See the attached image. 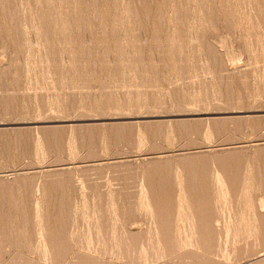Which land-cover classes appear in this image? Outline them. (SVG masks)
I'll return each mask as SVG.
<instances>
[{
    "label": "rangeland",
    "instance_id": "rangeland-1",
    "mask_svg": "<svg viewBox=\"0 0 264 264\" xmlns=\"http://www.w3.org/2000/svg\"><path fill=\"white\" fill-rule=\"evenodd\" d=\"M263 177L264 0H0V264H264Z\"/></svg>",
    "mask_w": 264,
    "mask_h": 264
},
{
    "label": "bare ground",
    "instance_id": "bare-ground-1",
    "mask_svg": "<svg viewBox=\"0 0 264 264\" xmlns=\"http://www.w3.org/2000/svg\"><path fill=\"white\" fill-rule=\"evenodd\" d=\"M213 1H215V0H213ZM133 2H134V1H133ZM232 2H233V1H232ZM30 4H31V3H30ZM62 4H63V3H62ZM62 4H60V5H62ZM118 5H119V4H118ZM179 7H180V6H179ZM197 7H198V6H197ZM52 8H53V7H52ZM74 8H75V7H74ZM93 8H94V7H93ZM106 8H107V7H106ZM102 9H103V8H102ZM217 10H218V9H217ZM72 11H73V10H72ZM111 11H112V10H111ZM163 13H164V12H163ZM120 14H121V13H120ZM176 14H177V13H176ZM215 14H216V13H215ZM247 14H248V13H247ZM61 15H62V14H61ZM126 15H127V14H126ZM199 15H200V14H199ZM12 16H13V15H12ZM137 16H138V15H137ZM46 17H47V16H46ZM204 17H205V16H204ZM255 18H256V17H255ZM41 19H42V18H41ZM169 19H170V18H169ZM205 19H206V18H205ZM58 20H59V19H58ZM163 20H164V19H163ZM186 21H187V20H186ZM202 21H203V20H202ZM114 22H115V20H114ZM6 23H7V22H6ZM93 23H94V22H93ZM29 25H30V24H29ZM40 25H41V24H40ZM201 25H202V23H201ZM33 26H34V25H33ZM65 26H66V25H65ZM39 27H40V26H39ZM23 28H24V27H23ZM32 28H33V27H32ZM6 29H7V28H6ZM59 29H60V28H59ZM214 29H215V28H214ZM28 30H29V29H28ZM45 31H46V30H45ZM91 31H92V30H91ZM38 34H39V33H38ZM38 34H37V36H38ZM97 34H98V33H97ZM178 36H179V35H178ZM200 36H201V35H200ZM97 37H98V36H97ZM21 39H22V38H21ZM196 41H197V40H196ZM36 43H37V42H36ZM91 43H92V42H91ZM120 46H121V45H120ZM246 48H247V47H246ZM36 49H37V48H36ZM106 49H107V48H106ZM73 53H74V52H73ZM252 55H253V54H252ZM90 58H91V57H90ZM29 61H30V60H29ZM117 61H118V60H117ZM30 62H31V61H30ZM41 63H42V62H41ZM103 63H104V62H103ZM133 63H134V62H133ZM131 68H132V67H131ZM32 69H33V68H32ZM30 70H31V69H30ZM45 71H46V70H45ZM28 73H29V72H28ZM101 73H102V72H101ZM110 74H111V73H110ZM112 75H113V73H112ZM54 80H55V79H54ZM151 81H152V80H151ZM256 83H257V81H256ZM262 83H263V82H262ZM126 86H127V85H126ZM132 88H133V87H132ZM97 99H98V98H97ZM106 99H107V98H106ZM148 99H149V98H148ZM154 99H155V98H154ZM70 100H71V99H70ZM103 100H104V99H103ZM58 103H59V102H58ZM69 108H70V107H69ZM122 111H123V110H122ZM72 112H73V111H72ZM132 127H133V126H132ZM166 128H167V127H166ZM111 129H112V128H111ZM115 132H116V131H115ZM136 132H137V131H136ZM205 132H206V131H205ZM77 140H78V139H77ZM36 146H37V145H36ZM162 168H163V167H162ZM147 169H148V168H147ZM161 171H162V170H161ZM258 175H259V174H258ZM241 176H242V175H241ZM219 178H220V177H219ZM219 178H218V177L212 178L211 181H210V183H209V186H208V187H211V188H210V189H212L211 191H212L214 194H216V196H215V195H213V193H212L211 196H214V197H217V198H218V199H216V201H215V199H214V200L211 199V201H215V202H216V203L214 202L215 205H216L217 203H219V205H220V204H224V205L226 204V205H228V202H229V201H227L226 198H225V201H226V202L223 201V200H224V195H225V197L227 196V195H226L227 193H225L227 190H225L226 187H224V186H226V185H224V184H223V180H222V179H219ZM263 178H264V177H263ZM64 179H65V178H64ZM205 180H206V179H205ZM228 180H229V179H228ZM260 180H261V179H260ZM62 182H63V181H62ZM191 182H192V181H191ZM231 183H232V181H231ZM233 183H234V182H233ZM236 183H237V182H236ZM246 183H247V182H246ZM248 183H249V182H248ZM199 184H200V183H199ZM226 184H227V183H226ZM237 184H238V183H237ZM34 185H35V183H34ZM203 185H204V183H203ZM245 185H246V184H245ZM61 186H62V185H61ZM64 186H65V185H64ZM234 186H235V185H234ZM227 187H228V186H227ZM236 187H237V186H236ZM236 187L234 188V191L236 190ZM238 187H239V186H238ZM238 187H237V191H235L234 193H233V191H232V194H237V193H238ZM246 187H247V186H246ZM250 187H251V186H250ZM247 188H248V187H247ZM54 189H55V188H54ZM136 189H137V188H136ZM241 189H242V188H241ZM249 189H250V188H249ZM249 189H248V190H249ZM259 189H260V188H259ZM140 190H141V189H140ZM140 190H139V191H140ZM142 190H143V189H142ZM224 190H225V192H224ZM230 190H231V189H230ZM232 190H233V189H232ZM243 190H246V189H243ZM243 190H242V191H243ZM261 190H263V189H261ZM144 191H145V190H144ZM207 191H208V190H207ZM211 191H210V192H211ZM239 191H240V189H239ZM242 191H241V192H242ZM14 192H15V191H14ZM185 192H186V191H185ZM236 192H237V193H236ZM246 192H247V191H246ZM246 192H245V193H246ZM248 192H249V191H248ZM251 192H252V190H251ZM251 192H250V193H251ZM253 192H254V191H253ZM9 193H10V192H9ZM66 193H67V192H66ZM139 193H140V192H139ZM224 193H225V194H224ZM243 193H244V192H243ZM142 194H143V193H142ZM178 194H179V193H178ZM202 194H203V193H202ZM210 194H211V193H210ZM232 194H230V195H232ZM239 194H240V192H239ZM248 194H249V193H247L246 195L249 196ZM255 194H257V193H255ZM13 195H14V194H13ZM162 195H163V194H162ZM194 195H195V194H194ZM228 195H229V192H228ZM237 195H238V194H237ZM237 195H236V196L234 195V196L237 197L238 199H237V198H230L229 200H231V199H232V200H233V199H236V200H234V202H237V200L240 199L239 202H241V204H242V200H241V199H243L242 194H240V195H238V196H237ZM243 195H244V194H243ZM250 195H251V194H250ZM253 195H254V194H253ZM41 196H42V195H41ZM140 196H141V195H140ZM240 196H241V198H240ZM251 196H252V195H251ZM251 196H250V197H251ZM254 196H255V195H254ZM254 196H253V197H254ZM200 197H201V196H200ZM214 197H212V198H214ZM221 197H223V198H221ZM227 197H228V196H227ZM232 197H233V196H232ZM244 197L246 198L245 195H244ZM250 197H249V198H250ZM253 197H252L251 199H252V201H253V200L255 201V199H253ZM256 197H257V196H256ZM144 198H145V197H144ZM190 198H191V197H190ZM204 198H205V197H204ZM220 198H221L222 200H221ZM245 198H244V199H245ZM247 198H248V197H247ZM254 198H255V197H254ZM260 198H261V199L259 200V202L256 201L257 203L255 202L254 205L252 204V203H253V202H252V203H251L252 205H251V204H250V205L253 206L252 208H254L255 206H257L259 209H261L260 211H264V197L261 196ZM141 199H142V198H141ZM148 199H149V198H148ZM244 199H243V200H244ZM251 199H250V200H251ZM257 199H259V197H258ZM11 200H12V199H11ZM142 200H143V199H142ZM246 200H248V201H246ZM108 201H109V200H108ZM175 201H176V200H175ZM185 201H186V200H185ZM211 201H210V203H209V202H208V203L206 202V204L214 205L213 202H211ZM221 201H222V202H221ZM144 202H145V201H144ZM146 202H147V203H146ZM146 202H145V204H148V201H147V200H146ZM179 202H180V201H179ZM182 202H183V201H182ZM186 202H187V201H186ZM204 202H205V201H204ZM234 202H233V203H234ZM245 202H246V203H245ZM249 202H250L249 199H245V200L243 201V204H244V203H245V204H247V203L249 204ZM34 203H35V202H34ZM66 203H67V202H66ZM174 203H175V202H174ZM7 204H8V203H7ZM51 204H52V203H51ZM74 204H75V203H74ZM177 204H178V200H177ZM177 204H176V205H177ZM186 204H187V203H186ZM230 204H231V203H230ZM230 204H229V205H230ZM236 204L240 205V203H238V202H237ZM243 204H242V205H243ZM248 204H247V205H248ZM180 205H181V203H180ZM200 205H201V204H200ZM219 205L217 204V206H219ZM247 205H246V207H247ZM250 205H249V206H250ZM56 206H57V205H56ZM98 206H99V205H98ZM139 206H140V205H139ZM147 206H148V205H147ZM185 206H186V205H185ZM197 206H199V204H198ZM222 206H223V205H222ZM235 206H237V205H235ZM251 206L249 207L248 212L246 211L247 213H251V211H252V210L250 211ZM41 207H42V206H41ZM41 207H40V209H41ZM93 207H94V206H93ZM111 207H112V206H111ZM142 207H143V206H142ZM179 207H180V206H179ZM179 207H178V209H179ZM181 207H182V205H181ZM181 207H180V208H181ZM183 207H184V206H183ZM188 207H189V206H188ZM242 207H243V206H242ZM37 208H38V207H37ZM74 208H75V207H74ZM207 208H208V207H207ZM219 208H220V207H219ZM227 208H228V207H227ZM239 208L241 209V207H239ZM252 208H251V209H252ZM258 208H254V209H258ZM5 209H6V208H5ZM71 209H73V208H71ZM85 209H86V208H85ZM144 209H145V208H144ZM183 209H184V208H183ZM189 209H190V208H189ZM216 209H217V208H216ZM243 209H246V210H247L248 208H245V205H244ZM243 209H242V210H243ZM33 210H34V209H33ZM45 210H46V209H45ZM136 210H137V209H136ZM141 210H142V209H141ZM146 210H147V209H146ZM200 210H201V209H200ZM200 210H199V211H200ZM242 210H241V211H242ZM1 211H2V210H1ZM49 211H50V210H49ZM138 211H139V210H138ZM138 211H137V212H138ZM143 211H144V210H143ZM148 211H149V210H148ZM209 211H210V210H209ZM215 211H216V210H215ZM225 211H226V210H225ZM249 211H250V212H249ZM253 211H254V210H253ZM253 211H252V212H253ZM38 212H39V211H38ZM114 212H115V211H114ZM135 212H136V211H135ZM230 212H231V211H230ZM110 213H111V212H110ZM110 213H109V214H110ZM123 213H124V212H123ZM173 213H174V212H173ZM228 213H229V212H228ZM124 214H125V213H124ZM255 214H256V213H255ZM20 215H21V214H20ZM40 215H41V214H40ZM45 215H46V214H45ZM51 215H52V214H51ZM69 215H70V214H69ZM245 215H246V213H245ZM259 215H260V214H259ZM41 216H42V215H41ZM48 216H49V215H48ZM56 216H57V215H56ZM78 216H79V215H78ZM114 216H115V215H114ZM150 216H151V215H150ZM150 216H149V217H150ZM152 216H153V215H152ZM179 216H180V215H179ZM197 216H198V215H197ZM229 216H230V215H229ZM249 216H250V214L248 215V217H249ZM19 217H20V216H19ZM67 217H68V216H67ZM75 217H77V216H75ZM94 217H95V216H94ZM207 217H208V216H207ZM210 217H211V216H210ZM215 217H216V216H215ZM242 217H243V216H242ZM4 218H5V217H4ZM95 218H96V217H95ZM115 218H116V217H115ZM115 218H114V219H115ZM185 218H186V217H185ZM213 218H214V217H213ZM219 218H220V216H219ZM227 218H228V217H227ZM245 218H246V217H245ZM260 218H261V217H260ZM6 219H7V218H6ZM35 219H36V218H35ZM47 219H48V218H47ZM79 219H80V218H79ZM117 219H118V216H117ZM117 219H116V220H117ZM122 219H123V217H122ZM243 219H244V218H243ZM243 219H242V220H243ZM253 219H254V218H253ZM126 220H127V219H126ZM145 220H146V219H145ZM221 220H222V219H221ZM246 220H247V219H246ZM67 221H68V220H67ZM100 221H101V220H100ZM110 221H111V220H110ZM113 221H114V220H113ZM120 221H121V220H120ZM123 221H124V219H123ZM148 221H149V220H148ZM260 221H261V220H259V222H260ZM262 221H263V219H262ZM115 222H116V221H115ZM125 222H126V221H125ZM205 222H206V221H205ZM210 222H211V221H210ZM217 222H218V221H217ZM236 222H237V221H236ZM243 222H244V221H243ZM6 223H7V222H6ZM17 223H18V222H17ZM31 223H32V222H31ZM246 223H247V222H246ZM10 224H11V223H10ZM10 224H9V225H10ZM37 224H38V222H37ZM50 224H51V223H50ZM64 224H65V223H64ZM233 224H234V223H233ZM251 224H252V223H251ZM257 224H258V223H257ZM116 225H117V224H116ZM148 225H149V223H148ZM247 225H248V224H247ZM15 226H16V225H15ZM46 226H48V225H46ZM240 226H241V225H240ZM248 226H249V225H248ZM251 226H252V225H251ZM61 227H62V226H61ZM204 227H205V226H204ZM229 227H230V226H229ZM257 227H258V226H257ZM48 228H49V227H48ZM91 228H92V227H91ZM106 228H108V227H106ZM227 228H228V227H227ZM3 229H4V228H3ZM10 229H11V228H10ZM12 229H13V228H12ZM20 229H21V228H20ZM76 229H77V228H76ZM254 229H255V228H254ZM16 230H17V229H16ZM56 230H57V229H56ZM80 230H81V229H80ZM98 230H99V229H98ZM174 230H175V229H174ZM190 230H191V229H190ZM263 230H264V229H263ZM263 230H262V231H263ZM25 231H26V230H25ZM60 231H61V230H60ZM84 231H85V230H84ZM91 231H92V230H91ZM96 231H97V230H96ZM123 231H124V230H123ZM252 231H253V230H252ZM257 231H258V229H257ZM259 231H260V230H259ZM259 231H258V233L260 234L262 231H261V232H259ZM45 232H46V231H45ZM103 232H104V231H103ZM106 232H107V231H106ZM177 232H178V231H177ZM237 232H238V231H237ZM241 232H242V231H241ZM241 232H240V233H241ZM248 232H249V231H248ZM263 232H264V231H263ZM263 232H262L260 238H261L262 236L264 237V233H263ZM93 233H94V232H93ZM113 233H114V232H113ZM178 233H179V232H178ZM216 233H217V232H216ZM245 233H246V231H245ZM254 233H255V232H253V234H254ZM258 233L256 232L257 235H258ZM6 234H7V233H6ZM45 234H46V233H45ZM49 234H50V233H49ZM74 234H75V233H74ZM85 234H86V233H85ZM229 234H230V233H229ZM243 234H244V232H243ZM249 234H251V233H249ZM249 234H248V235H249ZM256 234H254L253 236H257ZM40 235H41V234H40ZM63 235H64V234H63ZM82 235H83V234H82ZM157 235H158V234H157ZM221 235H222V234H221ZM226 235H227V234H226ZM248 235H245V234H244V236H246V237H247ZM3 236H4V235H3ZM67 236H68V235H67ZM144 236H145V235H144ZM222 236H223V235H222ZM237 236H238V235H237ZM241 236L243 237L242 233H241ZM249 236H250V235H249ZM251 236H252V234H251ZM253 236H252V237H253ZM258 236H259V235H258ZM16 237H17V236H16ZM78 237H79V236H78ZM84 237H85V236H84ZM137 237H138V236H137ZM28 238H29V237H28ZM28 238H24V239H28ZM38 238H39V237H38ZM79 238H82V237H79ZM144 238H145V237H144ZM150 238H151V237H150ZM156 238H157V237H156ZM248 238H249V237H248ZM258 238H259V237H258ZM53 239H54V238H53ZM58 239H59V237H58ZM126 239H127V238H126ZM250 239H251V238H250ZM71 240H72V239H71ZM75 240H76V239H75ZM117 240H118V239H117ZM142 240H143V239H142ZM215 240H216V239H215ZM14 241H15V240H14ZM26 241H27V240H26ZM46 241H47V240H46ZM50 241H51V240H50ZM121 241H122V240H121ZM145 241H146V240H145ZM6 242H7V241H6ZM98 242H99V241H98ZM102 242H103V240H102ZM245 242H246V241H245ZM4 243H5V242H4ZM39 243H40V242H39ZM60 243H62V242H60ZM79 243H80V242H79ZM52 244H53V243H52ZM55 244H56V243H55ZM98 244H99V243H98ZM110 244H111V243H110ZM115 244H116V243H115ZM139 244H140V243H139ZM139 244H138V245H139ZM147 244H148V243H147ZM163 244H164V243H163ZM21 245H22V244H21ZM65 245H66V244H65ZM96 245H97V244H96ZM108 245H109V244H108ZM108 245H107V246H108ZM143 245H144V244H143ZM51 246H52V245H51ZM61 246H62V245H61ZM160 246H161V245H160ZM29 247H32V246H29ZM46 247L48 248V245H47ZM49 247H50V246H49ZM105 247H106V246H105ZM9 248H10V247H9ZM94 248H95V247H94ZM114 248H115V247H114ZM118 248H119V247H118ZM121 248H122V247H121ZM144 248H145V247H144ZM177 248H178V247H177ZM241 248H242V247H241ZM112 249H113V248H112ZM129 249H130V248H129ZM148 249H149V247H148ZM38 250H39V249H38ZM49 250H50V249H49ZM109 250H110V249H109ZM116 250H117V249H116ZM124 250H125V249H124ZM145 250H146V249H145ZM173 250H174V249H173ZM36 251H37V250H36ZM52 251H53V250H52ZM113 251H114V250H113ZM122 251H123V250H122ZM142 251H143V249H142ZM146 251H147V250H146ZM192 251H193V250H192ZM54 252H55V251H54ZM76 252H77V251H76ZM152 252H153V251H152ZM36 253H37V252H36ZM49 253H50V252H49ZM119 253H120V252H119ZM140 253H141V252H140ZM140 253H139V254H140ZM143 253H144V252H143ZM214 253H215V252H214ZM42 254H43V253H42ZM51 254H53V252H52ZM103 254H104V253H103ZM129 254H130V253H129ZM157 254H158V253H157ZM186 254H187V253H186ZM58 255H59V254H58ZM141 255H142V254H141ZM225 255H226V254H225ZM30 256H31V255H30ZM83 256H84V255H83ZM92 256H93V255H92ZM49 257H50V256H49ZM58 257H59V256H58ZM85 257H86V256H85ZM140 257H141V256H140ZM151 257H152V256H151ZM155 257H156V256H155ZM155 257H154V258H155ZM162 257H163V256H162ZM177 257H178V256H177ZM0 258H1V257H0ZM46 258H47V257H46ZM46 258H45V259H46ZM118 258H119V257H118ZM148 258H149V257H148ZM213 258H214V257H213ZM37 261H38V260H37ZM57 261H58V260H57ZM61 261H62V260H61ZM139 261H140V260H139ZM99 262H100V261H99ZM140 262H141V261H140ZM177 262H178V261H177ZM40 263H41V262H40ZM85 263H86V262H85ZM92 263H93V262H92ZM150 263H151V262H150ZM24 264H25V263H24ZM97 264H98V263H97ZM147 264H148V263H147Z\"/></svg>",
    "mask_w": 264,
    "mask_h": 264
}]
</instances>
